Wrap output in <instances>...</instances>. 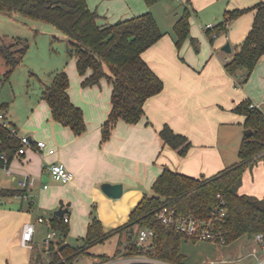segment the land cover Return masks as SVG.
I'll use <instances>...</instances> for the list:
<instances>
[{"label": "crops", "instance_id": "obj_1", "mask_svg": "<svg viewBox=\"0 0 264 264\" xmlns=\"http://www.w3.org/2000/svg\"><path fill=\"white\" fill-rule=\"evenodd\" d=\"M87 1L96 10L92 1ZM174 1H180L182 8L167 23L145 0H97L100 24L152 11L164 31L142 54L163 79L164 87L147 99L145 114L137 123L119 119L111 137L103 141L113 87L106 79L84 86L85 76L79 73L75 57L65 70L70 78L71 100L84 112L87 128L83 134L76 135L69 126L55 120L43 95L30 101L26 117L21 120L15 113L10 115V104L5 102L8 105L5 121L17 130L19 137L27 135L34 140H46L55 152L35 146L24 153L16 152L8 165L10 173L0 165V189L15 190L13 194H0V264H35L40 245L51 229L48 220L61 199L66 207L64 215L70 217L65 242L73 244L69 238L74 235L83 238L94 215L101 220L104 232L128 222L143 197L154 193L153 183L165 167L199 177L214 175L239 161V148L247 127L246 116L235 107L249 99L264 111V54L244 83H239L238 76L227 71L226 62L252 27L256 15L253 7L262 0ZM167 2L158 0L157 6H166ZM185 8L191 11L190 32L178 47L173 26ZM237 8L249 9L227 20V10ZM220 22L226 28L217 37L206 32L207 24ZM228 41L230 52L223 49ZM166 124L191 140L192 146L186 155L163 143L160 130ZM55 161L64 162L73 172L70 181L51 183L49 168ZM28 175L38 180L33 186L22 187L20 180ZM105 182L122 184L121 196L108 195L102 189ZM239 192L264 197V156L246 167ZM39 215L45 221L38 222ZM27 222L36 223L32 249L21 243ZM113 236L116 237L114 252L98 255L91 252L92 264L101 261L102 255L113 256L121 249L119 235ZM126 237L124 233L122 239L126 241ZM44 250L49 262L50 250L45 247Z\"/></svg>", "mask_w": 264, "mask_h": 264}, {"label": "trees", "instance_id": "obj_2", "mask_svg": "<svg viewBox=\"0 0 264 264\" xmlns=\"http://www.w3.org/2000/svg\"><path fill=\"white\" fill-rule=\"evenodd\" d=\"M151 4L157 0H146ZM256 15L245 39L236 47L231 59L226 62L227 71L238 76V82L248 80L260 57L264 54V0L254 7ZM249 8L227 10L225 18L235 17ZM0 11L18 12L26 17L44 20L56 25L68 36L71 54L76 58L77 69L84 77V86L99 84L106 79L113 87L111 109L103 126V141L108 140L119 119L137 123L145 114V102L164 87L163 79L150 67L143 52L155 43L164 31L161 30L152 11L118 20L111 24H100L99 13L90 8L87 0H0ZM191 11L185 8L173 26L175 41L181 47L189 36ZM220 22L206 29L214 37L225 30ZM21 43H7L0 36V54L7 69L5 77L22 62L29 43L25 39L14 38ZM91 71L90 74H87ZM70 78L65 69L57 71L50 84L43 89V98L49 104L52 117L67 125L76 135L86 131L87 125L83 109L74 104L69 94ZM251 100L240 102L235 110L246 116L245 125L253 133L245 135L239 148V161L226 169L211 175L192 176L165 167L153 183L154 193L146 194L137 204L130 219L120 227L104 232L101 220L94 215L88 225L81 244L65 242L69 233V222L63 216L53 214L48 220L51 228L59 232V239L52 243L50 261L46 264H73L97 243L118 234L120 245L125 246V254L144 253L176 264H184L186 254L182 250L184 240L190 236L174 225L164 224L156 219V212L166 203L174 205L180 212L193 213L202 217L211 215L220 202L219 193L226 200L227 212L215 225L220 232L218 241L230 243L243 235L255 236L264 233V197L240 193L239 186L246 167L264 156V111L251 106ZM7 103H0V113L5 112ZM5 116V115H4ZM164 144L186 155L192 142L185 134L178 133L166 124L160 130ZM22 146L17 130L4 119H0V165L8 166ZM5 157H1V155ZM15 190L0 189V194H13ZM152 225L155 229L151 249L140 251L133 240L138 228ZM127 233L126 241L123 240ZM101 256L100 262L119 255ZM45 264V263H41Z\"/></svg>", "mask_w": 264, "mask_h": 264}, {"label": "rangeland", "instance_id": "obj_3", "mask_svg": "<svg viewBox=\"0 0 264 264\" xmlns=\"http://www.w3.org/2000/svg\"><path fill=\"white\" fill-rule=\"evenodd\" d=\"M91 1L97 10V0ZM157 3L158 0L147 4L153 5L151 10L157 9L156 12L167 23H170V18L178 8H182L180 1L168 0L166 6L161 7H158ZM0 36L4 37L7 43L13 41L16 49L20 48L21 43L15 41V37L25 38L29 43L25 57L8 78L5 77L6 62L0 54V103L8 102L10 115L13 116L15 113L21 120L26 117L25 111L28 110L30 101L42 98V88L52 82V72L68 68L74 57L71 54L72 46L68 36L53 23L26 17L18 12L0 11ZM54 181L55 179L51 177V183ZM92 209L96 211L94 205ZM135 233L136 237L137 231ZM69 239L73 244L82 242L79 235L71 236ZM254 245L255 238L247 234L230 243L205 239L184 240L182 244V250L186 254L184 264H210L211 261H215L214 264H252L253 256L250 252ZM115 247L116 237L112 236L95 244L90 251L97 255L104 252L112 253ZM40 250L35 264L49 263L47 255L43 253L45 252L43 242ZM93 257L92 254H84L73 264H92Z\"/></svg>", "mask_w": 264, "mask_h": 264}, {"label": "built area", "instance_id": "obj_4", "mask_svg": "<svg viewBox=\"0 0 264 264\" xmlns=\"http://www.w3.org/2000/svg\"><path fill=\"white\" fill-rule=\"evenodd\" d=\"M214 24H207L205 28L212 27ZM214 37H217V33L213 34ZM251 106L258 107V104L251 103ZM4 114L0 113V119H4ZM22 146L19 149L20 153H24L28 148L37 147L40 150L48 149L50 153L55 152V149L49 147L46 140H34L32 137L24 135L21 137ZM1 157H5L3 154ZM7 167L8 172L11 170ZM50 175L53 179L66 183L70 181L74 174L71 170H69L66 164L62 161H55L50 165ZM38 178L33 175H28L25 178L20 180V184L22 187L33 186L37 182ZM44 187H48L47 183H44ZM219 197H221L220 202L212 211L211 215L208 217H202L193 213H183L178 210V208L174 205H170L168 203L162 205L160 209L156 212V219L161 221L164 224L174 225L177 229L182 232L196 237L197 239H205V240H214L218 241L220 232L215 230V225L217 222L226 214L227 205L226 200L219 193ZM27 198L26 194L22 195ZM64 220L66 222L70 221V217L68 215H64ZM38 222L45 221V217L43 215H39L37 217ZM36 232V223L35 222H27L24 225L21 237V243L28 247L34 248V234ZM155 229L152 225L144 226L138 228L137 236L133 239L136 242L138 249L141 251H146L151 249L154 241ZM59 238V232L56 229L51 228L44 239V247L47 250L51 249V245ZM256 245L252 247V251L250 255L253 256L252 264H264V233L259 232L255 236ZM125 246L121 247V252L119 255L110 257L99 264H176L173 262H169L163 259H159L156 257L148 256L144 253H136L132 255L125 254ZM215 261H211L210 264H214Z\"/></svg>", "mask_w": 264, "mask_h": 264}, {"label": "water", "instance_id": "obj_5", "mask_svg": "<svg viewBox=\"0 0 264 264\" xmlns=\"http://www.w3.org/2000/svg\"><path fill=\"white\" fill-rule=\"evenodd\" d=\"M223 49L226 50L227 52L231 51V44L228 41L224 46ZM244 133L246 135H251L253 133V130L251 128H246L244 130ZM102 189L110 196L112 197H120L122 192H123V186L122 184H113V183H109V182H105L102 184ZM70 203H68L69 205ZM64 205V201L63 199L60 200V206L58 207V209L55 210V214L58 216H63L64 213L66 212V207L63 206Z\"/></svg>", "mask_w": 264, "mask_h": 264}]
</instances>
